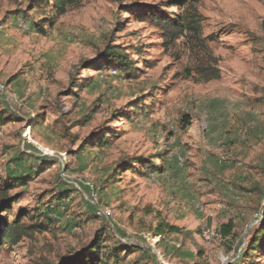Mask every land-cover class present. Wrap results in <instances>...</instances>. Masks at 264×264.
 <instances>
[{
    "label": "rangeland",
    "instance_id": "374dc122",
    "mask_svg": "<svg viewBox=\"0 0 264 264\" xmlns=\"http://www.w3.org/2000/svg\"><path fill=\"white\" fill-rule=\"evenodd\" d=\"M40 1L0 0V188L20 183L10 219L71 197L61 229L5 246L0 264H60L98 232L128 247L121 264L140 251L142 264H264L247 255L264 223V0H187L202 34L173 44L140 20L148 7L180 14L173 0H78L63 14ZM108 45L134 63L130 79L89 69ZM203 69L220 78L198 82ZM163 149V172L133 163ZM161 222L178 232L155 236Z\"/></svg>",
    "mask_w": 264,
    "mask_h": 264
},
{
    "label": "trees",
    "instance_id": "16d2710c",
    "mask_svg": "<svg viewBox=\"0 0 264 264\" xmlns=\"http://www.w3.org/2000/svg\"><path fill=\"white\" fill-rule=\"evenodd\" d=\"M51 1L55 3V7L59 14L65 13L69 7H72L78 2V0ZM173 1L179 4V7L181 8L180 14L171 15L167 14L164 11V8L148 7L143 11L144 13L142 17H140V20L148 22L156 28L160 32L162 40L167 44L175 43L179 38L186 34H191L199 40L202 34V16L199 10L192 2L188 3L187 0ZM40 2L48 4L50 0H42ZM39 5L42 4L40 3ZM100 60L103 61V64H93L89 69L96 68L95 70L99 72H104V70L107 69H118L123 75L127 76V79H130V76L136 71L134 63L130 60L124 48L121 46L108 45L101 53ZM196 76L198 82H210L220 78L218 71L214 73L207 69L201 70ZM79 88V85H76L75 89L78 90ZM71 95L78 97V93H74L73 91H71ZM142 112L143 111H139L138 107L135 106L131 116L128 117L129 120H135L137 116L142 114ZM133 114H135V117L132 116ZM8 118L9 117H5L4 113L0 111V125L8 121ZM79 125H82L80 121ZM92 144L94 147L104 148L109 144V139L105 136L101 141H94ZM162 152L163 157L158 155L152 160L140 158L133 163H138L140 168L147 171V173L163 172L166 168V156L168 155V150L163 149L161 153ZM41 161H46V158H42ZM156 161H159V165H156ZM127 166L129 167L131 165H126V167ZM11 180L16 179L11 178ZM18 184L20 183L13 185V187L5 185L6 187L0 188V249L5 246H15L23 239L29 238L35 233L46 231L48 227L61 229V221L67 213L66 207L62 211L61 208L64 207L63 203L65 200L70 199L71 193L62 192L57 194L56 201L51 200L46 205H38L35 208L20 207L17 210L15 217L10 219L9 214L13 212V206L16 205L22 197L11 196L9 191L18 186ZM84 215L88 216L87 213H84ZM81 218H83V215ZM234 231L235 224L233 221L221 225L219 228V233L224 239L233 237ZM154 232L155 236L158 237L166 232L176 233L178 232V228L161 222ZM103 234L104 232H98L96 235V242L92 246L84 248L73 258L62 260L60 264H121L132 254L125 253L126 258L122 259L124 251L126 252V250H128L127 246L119 245L118 247H113L111 249L104 247L102 245L104 242ZM261 251H264V223L255 231L253 240L247 249V255L252 257L259 254ZM134 252H138V250H135ZM141 256L140 251L139 261L134 264H142Z\"/></svg>",
    "mask_w": 264,
    "mask_h": 264
},
{
    "label": "built area",
    "instance_id": "2783aa9c",
    "mask_svg": "<svg viewBox=\"0 0 264 264\" xmlns=\"http://www.w3.org/2000/svg\"><path fill=\"white\" fill-rule=\"evenodd\" d=\"M206 234H209V231H207Z\"/></svg>",
    "mask_w": 264,
    "mask_h": 264
}]
</instances>
